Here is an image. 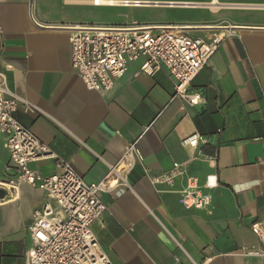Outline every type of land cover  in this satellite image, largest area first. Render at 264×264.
<instances>
[{
  "label": "crops",
  "instance_id": "1",
  "mask_svg": "<svg viewBox=\"0 0 264 264\" xmlns=\"http://www.w3.org/2000/svg\"><path fill=\"white\" fill-rule=\"evenodd\" d=\"M117 1L0 0V73L19 97L17 117L87 182L100 181L108 164L137 140L141 160L129 174L131 188L102 193L109 211L93 224L113 264H264V256L254 253L261 243L251 230L264 219V0H210L212 7L236 3L211 10L223 9L235 34L225 37L194 78L191 90L202 96L197 105L174 96L166 69L144 73L145 57L129 62L109 91L85 86L72 66L73 26L145 22L122 16L99 20L90 9L157 6L151 4L155 1L187 3L175 8L196 4L127 0L125 6V0ZM163 19L158 22L171 20ZM214 31L208 25L188 32L206 37ZM24 101L35 109H27ZM193 134L199 136L197 147L183 142ZM9 161L0 130V180L7 178ZM174 162L182 173L172 184L149 181L146 169L159 174ZM30 168L44 176L58 172L53 159ZM191 177L212 193L209 207L182 203ZM46 198V192L28 184L0 198V263L23 264L33 212Z\"/></svg>",
  "mask_w": 264,
  "mask_h": 264
},
{
  "label": "built area",
  "instance_id": "2",
  "mask_svg": "<svg viewBox=\"0 0 264 264\" xmlns=\"http://www.w3.org/2000/svg\"><path fill=\"white\" fill-rule=\"evenodd\" d=\"M28 1L33 4V0ZM126 1L121 4L128 6ZM72 31V66L89 90H111L126 73L129 62L145 57L141 65L144 73L153 75L166 69L174 84V96L197 105L202 96L191 90V84L225 37L235 34V27L224 25L206 37L192 36L185 27L173 24L125 27L80 24L73 26ZM0 75V130L10 156L7 178L0 180L5 186L0 189L7 193L28 184L47 194L44 203L33 212L29 226L31 246L24 253L23 264H113L95 235L93 224L109 211L101 199L102 193L131 188L129 174L141 160L137 140L126 146L116 163L108 164V172L100 181L87 182L70 162L20 122L19 97L7 88L5 75ZM24 104L29 110L35 109L29 101ZM198 141V134H193L183 142L197 147ZM211 158L215 160L217 155ZM48 159L55 161L58 172L44 176L30 168L31 163ZM261 164L264 167V153ZM11 169L14 174H10ZM145 173L153 185L172 184L182 173L181 164L174 162L171 170L159 174L147 169ZM212 199V193L203 190L196 178H188L181 199L185 207L204 209L211 205ZM251 230L261 243L254 253L264 256V219L256 221Z\"/></svg>",
  "mask_w": 264,
  "mask_h": 264
},
{
  "label": "rangeland",
  "instance_id": "3",
  "mask_svg": "<svg viewBox=\"0 0 264 264\" xmlns=\"http://www.w3.org/2000/svg\"><path fill=\"white\" fill-rule=\"evenodd\" d=\"M154 1V0H151ZM196 3L193 7H174L170 6L171 8H163L164 6H140L139 8H129V9H117V8H106V7H99L90 9L88 6L83 5L87 9H90V14H93L95 19H112L114 17L118 18L122 16L123 19H133L138 18L145 20V22L140 21H133L130 23H111V22H79L75 25H88V24H95V25H112V26H136V25H145V24H173L179 25L186 28L187 31L201 28L202 26H213V29H217L219 27H223L230 23L228 18L225 17V14L222 11L223 9L219 10L218 12H212L211 10H218L219 7H224L227 5H234L235 2L223 3L222 5H218L216 7H212L209 5L210 0H193ZM236 1V0H232ZM253 1H261V0H253ZM242 5V4H237ZM174 7V8H173ZM80 9V7H78ZM122 15H120V14ZM238 13V12H237ZM163 17H168L171 20L169 22H158L164 20ZM175 18V19H172ZM150 21V22H149ZM0 264H10L8 259H3L2 263Z\"/></svg>",
  "mask_w": 264,
  "mask_h": 264
},
{
  "label": "bare ground",
  "instance_id": "4",
  "mask_svg": "<svg viewBox=\"0 0 264 264\" xmlns=\"http://www.w3.org/2000/svg\"><path fill=\"white\" fill-rule=\"evenodd\" d=\"M215 4L218 3L219 0H213ZM120 1H117V0H94V3L97 4V5H101V4H111V5H114V4H118ZM126 2H129V1H126ZM173 2V1H172ZM140 3V2H139ZM151 4H154V5H169V4H166V3H151ZM177 4H187L185 2L182 1V3L180 2H175L173 3L171 6H174V5H177ZM197 4V3H196ZM194 4V5H196ZM212 4V3H211ZM129 5V4H128ZM137 5V4H136ZM139 5V4H138ZM193 5V4H192ZM213 5V4H212ZM5 186V184L0 181V187H3Z\"/></svg>",
  "mask_w": 264,
  "mask_h": 264
},
{
  "label": "water",
  "instance_id": "5",
  "mask_svg": "<svg viewBox=\"0 0 264 264\" xmlns=\"http://www.w3.org/2000/svg\"><path fill=\"white\" fill-rule=\"evenodd\" d=\"M6 195V191L4 189H0V198L4 197Z\"/></svg>",
  "mask_w": 264,
  "mask_h": 264
}]
</instances>
